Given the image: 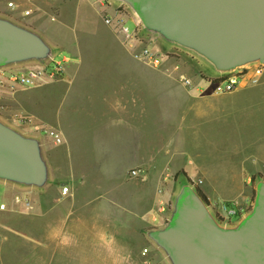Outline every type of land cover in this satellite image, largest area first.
Here are the masks:
<instances>
[{"label":"crops","instance_id":"0c3cea01","mask_svg":"<svg viewBox=\"0 0 264 264\" xmlns=\"http://www.w3.org/2000/svg\"><path fill=\"white\" fill-rule=\"evenodd\" d=\"M75 2L77 12L79 4L88 2L103 15L99 5L87 0H0V18L41 37L49 56L55 58L54 46L67 51L63 58H71L62 80L2 94L0 121L37 140L47 174L39 186L0 179L14 195L36 189L38 261L143 264V250L149 248L158 264H171L153 234L166 228L168 208L160 209L168 207L166 182L173 175L185 172L193 181L202 180L214 213L220 203L231 202L243 214L252 201L248 186L239 197H220L206 172L196 180L185 168H172L173 156L187 154V135L199 137L213 117L217 95L202 78L193 76V87L185 85L181 75L189 72L181 63L156 67L136 59L116 29L91 28L86 16L75 13ZM102 21L107 25L104 15ZM48 59L1 64L0 71L39 67ZM21 116L55 130L62 142L20 123ZM136 168L142 175L131 178ZM258 174L264 180V172ZM63 186L70 188L67 196ZM240 224L218 223L227 230ZM10 257L0 254V259Z\"/></svg>","mask_w":264,"mask_h":264},{"label":"water","instance_id":"95a60500","mask_svg":"<svg viewBox=\"0 0 264 264\" xmlns=\"http://www.w3.org/2000/svg\"><path fill=\"white\" fill-rule=\"evenodd\" d=\"M126 1L147 26L195 47L221 69L264 61V0ZM49 54L37 34L0 18V65ZM46 174L37 140L0 121V177L39 186ZM153 238L174 264H264V182L238 228H220L198 192L188 188L170 224Z\"/></svg>","mask_w":264,"mask_h":264},{"label":"rangeland","instance_id":"374dc122","mask_svg":"<svg viewBox=\"0 0 264 264\" xmlns=\"http://www.w3.org/2000/svg\"><path fill=\"white\" fill-rule=\"evenodd\" d=\"M111 5L109 13L114 14L116 8L126 14V24L136 29V20L142 23L140 36L143 41L155 51L161 53L167 64L181 63L189 72V77L205 80L216 79L229 75L235 69L249 65L255 61H248L232 69H221L209 56L193 46L177 40L169 39L159 30L150 33L144 29V21L137 10L121 0H108ZM75 13L86 16L88 24L94 29L113 28L103 23V15L94 5L88 2L73 4ZM162 34V35H161ZM157 39L153 47L151 42ZM67 51L64 48L52 47L51 55L55 59H63ZM264 62V61H262ZM211 88V87H210ZM212 89V88H211ZM218 105L213 107V117L205 124L199 137L188 136L187 154L173 156L172 168L182 167L192 174L196 180L200 173L208 174L209 184L218 196L239 197L243 186H248L252 192L251 203L247 210L239 217L230 215L217 207L215 213L209 211L217 223L228 221L232 224L242 222L253 211L257 197V189L264 182L258 172H264V77L258 85L251 83L243 85L238 90L215 97ZM205 122H206V118ZM200 179L193 181L185 172L173 175L167 182V190L171 195L168 202L169 216L166 227L172 221L177 209L178 201L184 190L201 188ZM31 186H37L32 185ZM202 189V188H201ZM35 187L29 191L16 193L27 197L36 204ZM0 197L9 201L10 211H0V254L11 255L10 260L0 259V264H47L38 261L36 257L35 238L39 230L35 223L34 208L30 211L14 202V194L0 179ZM170 204V205H169ZM171 264H174L171 260Z\"/></svg>","mask_w":264,"mask_h":264},{"label":"built area","instance_id":"2783aa9c","mask_svg":"<svg viewBox=\"0 0 264 264\" xmlns=\"http://www.w3.org/2000/svg\"><path fill=\"white\" fill-rule=\"evenodd\" d=\"M94 4L99 5L102 11L105 13V22L108 26L113 27L119 33L122 41L126 47L132 52L133 56L142 61L149 62L156 67L161 66L164 63V58L161 53L155 51L147 43H145L140 36L141 27L143 26L140 20H136L137 27L132 30L126 24V14L122 13L119 8H116L114 14L109 13L110 4L108 0H87ZM9 7L15 8L14 2H9ZM31 11L27 10L26 15H29ZM48 63L28 69L20 70H3L0 71V98L6 91L15 92L18 88H35L41 87L47 84L55 83L62 80L67 74L69 64L71 62L70 57L63 59H55L52 56H48ZM264 77V62L255 61L249 65L243 66L239 69H235L227 76H222L216 79L204 80L212 88L214 95L220 96L228 93H232L243 85L251 83L252 85L259 84ZM181 79L188 87H193V80L191 77L182 74ZM22 124L32 125L34 130L45 132L48 136H51L56 143H61L62 138L58 132L48 128L41 124H36L34 119L30 116H21L18 118ZM142 170L140 168L132 169L129 172L131 178H140ZM200 183L203 181L200 180ZM70 192L69 186H63L62 195L67 196ZM14 202L22 204L26 211H30L34 208L35 204L31 199L17 193L14 195ZM219 207L225 213L230 215L238 214V210L233 207V204L229 202L220 203ZM11 210L10 202L0 197V211L6 212ZM166 208H161L160 212H164ZM149 248L143 250L145 259L143 264H158L150 255Z\"/></svg>","mask_w":264,"mask_h":264},{"label":"trees","instance_id":"16d2710c","mask_svg":"<svg viewBox=\"0 0 264 264\" xmlns=\"http://www.w3.org/2000/svg\"><path fill=\"white\" fill-rule=\"evenodd\" d=\"M197 192L199 194V196L201 197V199L207 204L210 206V201L208 199V197L206 196V194L203 192V190L201 188H197ZM231 204V202H229ZM236 217H239L240 214H236L235 215Z\"/></svg>","mask_w":264,"mask_h":264},{"label":"flooded vegetation","instance_id":"af4514ba","mask_svg":"<svg viewBox=\"0 0 264 264\" xmlns=\"http://www.w3.org/2000/svg\"><path fill=\"white\" fill-rule=\"evenodd\" d=\"M144 29H146L148 32H149V35L150 33H153V29H150L147 25L144 24ZM162 35V34H161Z\"/></svg>","mask_w":264,"mask_h":264}]
</instances>
